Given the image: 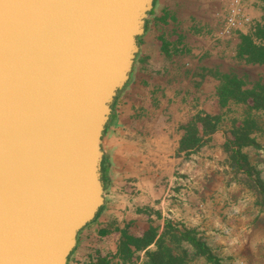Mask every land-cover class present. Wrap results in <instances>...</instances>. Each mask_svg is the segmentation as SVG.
Wrapping results in <instances>:
<instances>
[{"label":"water","instance_id":"1","mask_svg":"<svg viewBox=\"0 0 264 264\" xmlns=\"http://www.w3.org/2000/svg\"><path fill=\"white\" fill-rule=\"evenodd\" d=\"M153 0H0V264H67Z\"/></svg>","mask_w":264,"mask_h":264},{"label":"crops","instance_id":"2","mask_svg":"<svg viewBox=\"0 0 264 264\" xmlns=\"http://www.w3.org/2000/svg\"><path fill=\"white\" fill-rule=\"evenodd\" d=\"M230 1L153 0L102 132L104 201L77 234V264H123L118 247L126 230L156 222L169 197L204 195L207 155L219 153L231 128L224 116L236 103L223 100V87L248 63L238 55L241 35L264 22V0H241L252 24L216 36L214 11Z\"/></svg>","mask_w":264,"mask_h":264},{"label":"rangeland","instance_id":"3","mask_svg":"<svg viewBox=\"0 0 264 264\" xmlns=\"http://www.w3.org/2000/svg\"><path fill=\"white\" fill-rule=\"evenodd\" d=\"M254 40L261 44L259 39ZM244 64L237 68L241 88L256 87L262 93L259 86L264 88V63ZM234 104L225 114L223 125H240L245 118L255 121L249 133L254 143L238 151L245 161L237 163L238 154L234 156L233 148L227 150L224 140L219 153L217 150L214 156L207 155L205 193L198 197L199 201L191 194L169 197L165 210L153 224L162 226L164 219H171L181 228H194L222 264H264V109L254 107L253 102ZM247 165L254 174L245 171ZM153 248V244L147 247ZM146 261L144 251H138L123 264H147ZM187 264L207 263L200 258Z\"/></svg>","mask_w":264,"mask_h":264},{"label":"trees","instance_id":"4","mask_svg":"<svg viewBox=\"0 0 264 264\" xmlns=\"http://www.w3.org/2000/svg\"><path fill=\"white\" fill-rule=\"evenodd\" d=\"M254 38L259 39L261 44H256ZM238 55L239 57H244V60L248 63H264V22L256 24L254 30H251L248 34L241 35ZM228 84L226 83L224 85L225 88L223 87V100L231 97L235 102L241 101L250 104L253 102L252 105L254 107L264 109L262 94L264 88L262 86H259L263 91L262 93L261 91H257L256 87L244 90L241 88L242 82L238 77H235L233 83ZM253 106H248V108L251 109ZM254 124L255 121L245 118L240 125H233L225 133L226 141L224 146L230 151L233 148L234 156L238 154L241 146L254 143L253 139L249 136V133L254 128ZM239 154L236 157L237 163L245 161L243 154ZM238 165L241 164L239 163ZM250 168L251 166L247 165L245 171L254 174V170ZM101 208L102 206L99 208L95 218ZM157 218H160L159 213L157 214ZM164 220L162 226L159 224H149L142 231L131 232L126 230L123 240L120 241L118 247L121 261L127 263L131 261L136 252L144 251L147 256V264H187L189 260L200 258L204 259L207 264H222L211 252V248L206 242L197 235L194 228H181L177 222L171 219ZM150 244L154 245L153 249H147ZM72 252L73 250L68 255L67 264H70L72 261ZM93 264H106V262L103 259H99Z\"/></svg>","mask_w":264,"mask_h":264},{"label":"built area","instance_id":"5","mask_svg":"<svg viewBox=\"0 0 264 264\" xmlns=\"http://www.w3.org/2000/svg\"><path fill=\"white\" fill-rule=\"evenodd\" d=\"M214 17L217 20L215 33L218 37H229L252 24L241 0H231L225 9L215 10Z\"/></svg>","mask_w":264,"mask_h":264},{"label":"flooded vegetation","instance_id":"6","mask_svg":"<svg viewBox=\"0 0 264 264\" xmlns=\"http://www.w3.org/2000/svg\"><path fill=\"white\" fill-rule=\"evenodd\" d=\"M70 264H77V262L72 259V261L70 262Z\"/></svg>","mask_w":264,"mask_h":264}]
</instances>
